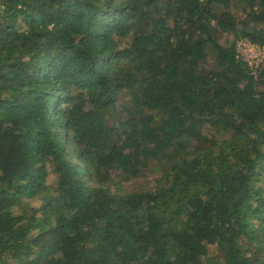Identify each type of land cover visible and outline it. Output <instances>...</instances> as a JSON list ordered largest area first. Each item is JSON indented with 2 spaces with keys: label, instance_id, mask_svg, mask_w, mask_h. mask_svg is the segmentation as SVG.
I'll return each mask as SVG.
<instances>
[{
  "label": "trees",
  "instance_id": "16d2710c",
  "mask_svg": "<svg viewBox=\"0 0 264 264\" xmlns=\"http://www.w3.org/2000/svg\"><path fill=\"white\" fill-rule=\"evenodd\" d=\"M239 38L264 0H0L1 264H264Z\"/></svg>",
  "mask_w": 264,
  "mask_h": 264
},
{
  "label": "built area",
  "instance_id": "2783aa9c",
  "mask_svg": "<svg viewBox=\"0 0 264 264\" xmlns=\"http://www.w3.org/2000/svg\"><path fill=\"white\" fill-rule=\"evenodd\" d=\"M238 57L248 63L253 73H257L259 67L264 64V47L254 43L248 38H240L236 43ZM2 256L0 255V264Z\"/></svg>",
  "mask_w": 264,
  "mask_h": 264
},
{
  "label": "rangeland",
  "instance_id": "374dc122",
  "mask_svg": "<svg viewBox=\"0 0 264 264\" xmlns=\"http://www.w3.org/2000/svg\"><path fill=\"white\" fill-rule=\"evenodd\" d=\"M227 36L224 34L223 40L226 39ZM232 39L231 36L228 37ZM240 39V38H239ZM238 39V40H239ZM160 167L157 165H151L149 169H147L140 177L137 179L131 180L126 183V189L128 190H141V189H151L155 186V180L160 176ZM50 181L53 179V175L49 177Z\"/></svg>",
  "mask_w": 264,
  "mask_h": 264
}]
</instances>
